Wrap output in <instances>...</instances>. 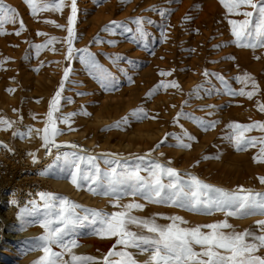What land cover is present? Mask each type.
<instances>
[{
  "label": "rangeland",
  "instance_id": "obj_1",
  "mask_svg": "<svg viewBox=\"0 0 264 264\" xmlns=\"http://www.w3.org/2000/svg\"><path fill=\"white\" fill-rule=\"evenodd\" d=\"M111 1L77 0L75 32L78 41L73 42V47L87 49L95 57L98 67L93 69L81 62L79 52H76L75 59H67L65 29L70 13L67 3L70 5V0H66L62 12H56L61 13L59 21L52 18L54 12L51 9L38 11L33 17L23 0H3L6 6L16 9V23L0 26L4 32L9 33L0 36V62H3L0 63V118L14 122L8 131L0 130V142L12 149L11 152L0 149V264H38L44 256L39 242V237L44 234L40 224L48 210L38 194L25 205L21 204L20 198L17 197L23 193L27 194L33 187L38 186V193H52L79 205L76 212L81 216L84 215V209L109 214L122 210L113 208L109 198L91 194L87 185L78 190L68 179L57 178L61 175L60 169L64 167L62 160L57 161L55 157L42 168L39 167L47 158L44 156L45 148L42 147L41 139L47 126V113L66 67L71 69L70 78L65 82L60 111L55 112L53 116L54 126L62 133L54 138L55 143L65 149L72 141H77L88 145L90 150L88 153H64L75 152L81 156H94L102 169L106 168L103 163L105 159L115 158L135 163L136 157L151 153L149 158L176 169L185 179L188 175H195L204 183L226 191L243 187L264 192V184L257 179L264 176L256 177L259 185L255 182L247 184L240 180L238 175L239 172L246 173L248 167L264 166V163L253 160V157L261 158V145L236 150L234 144L226 139L232 131L228 127L230 123H264V112L259 110V106L264 105V48L253 51L250 48L235 47V38L231 35V26L228 23L229 20H243L244 17L226 14L219 0H130L126 4L121 3V0H114V8L110 7L113 9L110 20L103 23L85 42L86 32L92 26L86 22L85 17L88 14L94 15L97 9L107 6ZM51 2L52 0H36L37 7ZM85 7H91L92 10L87 12ZM128 8L130 10L127 11ZM244 10L251 11L242 9ZM161 11L166 15L161 16ZM125 13L128 14L124 16ZM138 18L151 21L150 24L143 25L147 34L143 41L139 40L135 31V21ZM21 20L24 30L17 36L14 33L19 30ZM113 20L126 24L131 31L125 33L116 29V34L102 31ZM28 22H36L38 29L29 26ZM55 24L64 25L63 30L56 28ZM96 36H99L101 43L95 42ZM187 36L190 40L185 39ZM52 37H55L56 41L48 47L40 50L34 47L45 44ZM244 52H249L251 63L261 62L262 68L258 75L248 71L244 62H241L242 57L236 56V53ZM117 57L123 59H116ZM222 65H226V68ZM160 72L172 74L160 76ZM205 72L216 75L206 77L203 75ZM104 73L113 79L114 86L106 84ZM244 74L252 77L258 88L252 100L226 94L228 89L236 92L241 88L245 91L252 90L251 81L247 87L236 81L235 77ZM219 76L227 82L226 86L217 78ZM172 81H175L178 87L160 88L151 97L148 96L156 85L169 84ZM9 89L13 91H7ZM162 96L167 97V104L162 100L156 102ZM69 99L71 103L68 102ZM104 103L109 105L106 110L107 117L95 120V113ZM138 109L147 113V117L155 118L138 119L131 115ZM81 111L87 115L73 116L69 122L70 127L60 123L64 116ZM178 113L183 115L176 119ZM115 114L117 116H114ZM125 119L127 122L121 123L120 128L114 127ZM213 121L216 122L214 128L202 130L200 127V122L208 124ZM28 128L33 130L30 136L22 139L13 137V131L23 132ZM185 133L194 137L192 141L184 139L191 147L177 148L175 145L178 141L174 138L183 139ZM245 136L259 138L264 136V132L253 129L246 132ZM165 137L166 142L160 144ZM157 144H160L158 149ZM50 147L51 151L57 148ZM28 153H34L38 162L33 163ZM168 161H171L170 165ZM64 175L66 176L67 172ZM141 175L147 173L142 172ZM19 178L25 181L15 183L14 180ZM12 191L17 196H9L8 203L4 204L2 197ZM130 202L144 205L143 211L133 210V215L138 218L155 216L156 223L161 226L172 223L161 218L169 216H179L184 221L179 224L182 228L203 226L227 219L232 227L224 229L225 232L239 233L248 229L260 234L256 222L264 220V216L259 214L244 219L226 218L222 213L196 214L184 209L147 203L133 197L123 198L120 204ZM8 207L12 209H9L11 213L7 220L3 213ZM54 209H58V202ZM97 227L99 224H93L90 218L83 222V226L73 230L68 237L76 240L78 244V247L73 249V254L103 261L104 256L115 244V238L100 239L92 235ZM129 227L131 231L152 235L139 227ZM201 231L207 233L210 230L202 227ZM52 250L61 251L56 246H52ZM116 250L123 249L117 247ZM196 250L200 249L197 247ZM127 251L134 255L138 264H145L150 257V252L141 254L134 248ZM258 254L264 255V250ZM68 259L69 256L65 253L63 260Z\"/></svg>",
  "mask_w": 264,
  "mask_h": 264
},
{
  "label": "snow or ice",
  "instance_id": "obj_2",
  "mask_svg": "<svg viewBox=\"0 0 264 264\" xmlns=\"http://www.w3.org/2000/svg\"><path fill=\"white\" fill-rule=\"evenodd\" d=\"M130 0H121V3H128ZM23 3L30 9V14L35 17L38 11H47L51 9L54 12H62L66 6V0H52L51 3L37 7L36 0H23ZM222 7L225 8L229 15L243 16V20H229L231 26V35L235 38L236 46L250 48L255 51L257 48H264V0H219ZM70 14L67 17V59L71 61L76 58V52L81 55L79 59L82 63L90 68H97L95 57L87 49H74L73 42L77 40L75 25L77 22L78 4L77 0H70ZM242 9H251V11ZM161 16L166 13L161 11ZM16 9L8 7L0 0V26L5 23H16ZM187 19V17H185ZM45 23H54L44 21ZM135 29L140 41L146 38L144 24H150L151 21H145L138 18L135 21ZM58 29L64 28L63 25L55 24ZM120 29L123 32H130L131 29L124 23L115 21L106 25L102 31L115 34V30ZM24 30L23 21H20L19 30L14 34L19 36ZM0 28V36L7 35ZM42 35V33H37ZM164 35L162 31V36ZM56 41L55 37L46 41L45 44L35 45L37 50L48 47ZM97 44L101 43L100 39L95 38ZM259 59V57H255ZM116 59H123L117 57ZM3 63V62H0ZM102 71V70H101ZM71 69L66 67L63 71V77L60 81L59 89L53 96L49 111L48 120L44 129L42 147L50 152L51 147H61L55 143V137L62 133L54 124L53 116L55 112L60 111L62 92L64 91L65 82L70 78ZM171 72H160V76H170ZM203 75L215 76L214 73L205 72ZM225 86L227 82L222 76L217 77ZM236 81L247 87L248 82L252 83V90L245 91L241 88L239 92L228 89L226 94L235 97H246L252 100L257 94L258 88L252 77L244 76L235 77ZM106 84L114 86V81L104 73ZM178 87L175 81L169 84H158L150 90L148 96L158 92L160 88ZM13 91L11 89L7 90ZM197 91H199V86ZM211 91V90H209ZM71 103V100H68ZM259 110L264 112V105L259 106ZM75 115H87L86 112L70 113L60 119V123L69 125L70 120ZM131 115L138 119L152 118L147 117L142 109H138ZM178 113L176 119L182 116ZM125 119L118 122L114 127L120 128L121 123H126ZM12 121L0 118V130L8 131L13 127ZM216 122L205 124L200 122L202 130H208L215 127ZM228 127L232 130L231 134L226 137L233 144L236 150H246L248 147H255L260 144L261 158L253 157L254 162L264 163V136L259 138L246 137L245 133L253 129L264 132V123L254 122L252 124L230 123ZM110 130V129H109ZM32 129L26 131H13V137L24 138L30 136ZM51 133V134H49ZM178 143L175 145L180 149H189L190 143H185L184 139L192 141L194 137L185 133L184 138L175 137ZM167 137L160 141L165 143ZM156 145V149L160 147ZM75 148V145H70ZM0 149H9L7 145L0 142ZM32 157L33 163L38 160L34 153H28ZM151 153L144 156L136 157V162L122 161L121 159L103 160L106 168L102 169L94 156H81L73 153H64L62 156L57 155V161H63L64 167L60 169L61 175L57 178L68 179L69 182L78 190L87 185V190L93 195L107 197L112 201L113 208H121L120 211L107 213L99 210L84 209V215L81 216L76 212L80 206L76 205L65 198H60L52 193L40 192L38 196L44 202L48 210L45 219L40 224L44 234L39 237L40 246L44 256L40 258L38 264H138L134 255L127 251L129 248L138 249L141 254L150 252V257L145 264H264V255H259L264 250V220H258L257 228L260 234L251 230L243 232H225L232 226L225 219L222 222L210 223L203 226L192 228H182L179 224L184 223L179 216L161 217L168 219L172 223L167 226H161L156 223V217L138 218L132 214L133 210L143 211L144 205L138 202H130L124 205L120 201L126 197L139 198L147 203L175 207L184 209L196 214L212 215L222 213L226 218L233 217L244 219L251 215L259 214L264 216V192H257L252 189L239 187L234 191H226L221 188L211 186L201 181L195 175H188L185 179L176 169L166 166L155 159L149 158ZM209 157H205L207 159ZM218 158V157H214ZM171 164V161H168ZM52 167V166H50ZM67 172L65 176L64 173ZM147 175H141V173ZM261 184H264V177L258 178ZM58 202V209L54 205ZM91 218L93 224H99L92 235L100 239L115 238V244L104 256L103 261H96L92 257L77 256L73 254V249L78 247L77 241L69 239L76 227L83 226L84 221ZM179 222V223H178ZM129 226H136L146 230L152 235L130 230ZM207 228L210 231L205 233L201 228ZM52 246L61 249L59 252L52 250ZM121 247L123 250H116ZM197 247L200 249L197 251ZM67 253L69 259L63 260V255ZM116 257L118 259H110Z\"/></svg>",
  "mask_w": 264,
  "mask_h": 264
},
{
  "label": "bare ground",
  "instance_id": "obj_3",
  "mask_svg": "<svg viewBox=\"0 0 264 264\" xmlns=\"http://www.w3.org/2000/svg\"><path fill=\"white\" fill-rule=\"evenodd\" d=\"M114 0H112L107 6H105V7H103V8H99V9H97V11H96V13L94 14V15H92V16H86L85 17V19H86V22L88 23V24H90V25H92L91 26V28L86 32V38H85V42L86 41H88V38L89 37H91L92 36V34H94L97 30H98V28H100V26L103 24V23H106V22H108V20H110V18L112 17L111 15L113 14V9H111V8H114ZM204 3V2H203ZM92 4V3H91ZM67 5H68V3H67ZM154 5H155V3H154ZM88 6V5H87ZM179 6V5H178ZM111 7V8H110ZM218 7V6H217ZM130 8H131V6H130ZM85 10L87 11V12H89V11H91L92 9H91V7H85ZM128 10H130L129 8L127 9V11ZM126 11V12H127ZM215 11H217V9L215 10ZM54 12V11H53ZM202 12V11H201ZM218 12V11H217ZM106 13L108 14V15H106ZM60 14L61 13H56V12H54L53 13V15H52V18L54 19V20H57V21H59L60 20ZM70 14V13H69ZM128 13H125L124 14V16L125 15H127ZM149 14V13H148ZM227 14V13H226ZM217 15V14H216ZM219 15H220V13H219ZM224 15V14H223ZM149 16V15H148ZM144 17H145V15H144ZM66 18V17H65ZM65 18H64V20H65ZM170 18V17H169ZM218 18V17H217ZM216 18V19H217ZM228 18V17H227ZM226 18V19H227ZM149 19V18H148ZM215 19V20H216ZM114 21V20H113ZM228 21V20H227ZM55 22V21H54ZM118 22H119V20H118ZM117 22V23H118ZM157 22V21H156ZM186 22V21H185ZM208 22V21H207ZM29 23V22H28ZM195 23V22H194ZM196 24V23H195ZM107 25H109V24H107ZM223 25V24H222ZM221 25V26H222ZM29 26H32L33 28H35V30L36 29H38V26H36V22H31V23H29ZM64 26V25H63ZM176 26V25H175ZM229 26V25H228ZM37 27V28H36ZM81 27H83V25H81ZM223 27V26H222ZM45 28H47L46 26H45ZM177 28V27H176ZM230 28V27H229ZM48 29V28H47ZM226 29V28H225ZM66 30V29H65ZM162 30V29H161ZM228 30V29H227ZM231 30V29H230ZM220 31H222L221 29H220ZM223 32H224V30H223ZM222 32V33H223ZM66 34V33H65ZM116 34V33H115ZM154 34V33H153ZM171 34H172V32H171ZM173 34H175V33H173ZM209 34H210V32H209ZM221 34V33H220ZM225 34H227L228 35V33H225ZM121 35V34H120ZM66 36H67V34H66ZM97 37V36H96ZM99 37V36H98ZM115 37V36H114ZM177 37V39H178V36H176ZM191 37V36H190ZM65 38V37H64ZM113 38V37H112ZM189 38V36H187L185 39H188ZM66 39V38H65ZM119 39V38H118ZM192 39H194V38H192ZM181 41H182V39H180ZM188 40H190V39H188ZM197 40H199L198 38H197ZM204 40V39H203ZM234 40V39H233ZM78 41V40H77ZM119 41V40H118ZM184 41H186V40H184ZM65 42V41H64ZM196 42V41H195ZM199 42V41H198ZM83 43H84V40H83ZM16 44V43H15ZM66 44V43H65ZM87 44H89V43H87ZM170 44V43H169ZM172 44V43H171ZM170 44V45H171ZM186 44V43H185ZM196 44H198V43H196ZM187 45V44H186ZM190 45V44H189ZM193 45V44H192ZM188 46V45H187ZM196 46V45H195ZM50 47V46H49ZM191 47V46H190ZM198 47H199V45H198ZM235 47H236V45H235ZM195 48V47H194ZM195 49H197V47L195 48ZM52 50V49H51ZM126 50V49H125ZM196 51V50H195ZM180 53V52H179ZM249 53V52H248ZM248 53L246 52H244V53H236L237 55L236 56H240V57H242V59H241V62H244V65L248 68V71H250V72H252V73H254V74H256V75H258V72L260 71V69L262 68V64H261V62H258V63H251V56H250V54L248 55ZM166 54V53H165ZM130 55V54H129ZM46 56V55H45ZM124 56H125V54H124ZM181 56V55H180ZM179 56V57H180ZM194 56H196V55H194ZM130 58H131V55H130ZM134 58V57H133ZM238 58V57H237ZM75 59V58H74ZM140 59V58H139ZM239 59V58H238ZM237 59V60H238ZM78 60V59H77ZM184 60H186V59H184ZM183 60V61H184ZM235 60H236V58H235ZM189 61V60H188ZM192 61V60H191ZM238 62V61H237ZM240 62V61H239ZM190 63V62H189ZM185 65H186V63H184ZM233 64H234V62H233ZM242 64V63H241ZM228 65H230L231 66V64H229L228 63ZM248 65V66H247ZM220 66V65H219ZM222 67H224V68H226V65H222ZM121 68V67H120ZM246 68V69H247ZM225 70V69H224ZM234 73V72H233ZM236 73V72H235ZM177 75H178V73H177ZM235 75V74H234ZM97 77V76H96ZM232 79H234V77H232ZM190 80V79H189ZM141 81V80H140ZM191 83V82H190ZM141 89V88H140ZM95 90V89H94ZM82 92H83V90H82ZM106 92V91H105ZM177 98V97H176ZM101 99V98H100ZM160 99V98H159ZM104 100V99H103ZM115 100V99H114ZM162 100V102L164 103V104H167V102H168V100H167V97L166 96H162L161 97V99L160 100H157L156 102L158 103V101H161ZM240 100V99H239ZM172 102V101H171ZM108 104H106V103H104L100 108H99V110H98V112H96L95 113V120H99V119H101V118H104V117H107L106 116V114H107V112L108 111H106V110H108ZM167 106V105H166ZM241 106V105H240ZM154 107H155V105H154ZM170 112H172V111H170ZM114 113V112H113ZM114 116H117V114H115ZM168 116V115H167ZM132 120V119H131ZM71 144H75V145H79L81 148H83V149H86L87 150V153L89 152V150H90V147L88 146V145H85V144H83V143H81V142H77V141H72L71 143H70V145ZM68 148H70V146L69 147H65V149H68ZM83 153V152H82ZM238 175H239V179L241 180H244L247 184L248 183H250V182H255V183H257V184H259L257 181H256V177H259V176H264V166H262V167H248V168H246V173H238ZM258 179V178H257ZM15 181V183H22L23 181H25V180H22V179H15L14 180ZM259 181V180H258ZM260 185V184H259ZM3 198V203L4 204H6V203H8V199H9V196H4V197H2ZM9 209H12L11 207H8L7 208V211L6 212H4L3 213V215H5V216H7L6 217V219L8 220V218L10 217V213H11V210H9ZM6 219H5V221H6Z\"/></svg>",
  "mask_w": 264,
  "mask_h": 264
},
{
  "label": "built area",
  "instance_id": "obj_4",
  "mask_svg": "<svg viewBox=\"0 0 264 264\" xmlns=\"http://www.w3.org/2000/svg\"><path fill=\"white\" fill-rule=\"evenodd\" d=\"M71 145H75V144H71ZM76 147L73 148V147H70L68 149H63L62 147L61 148H54L51 152H48V151H44V156L46 155L47 158L45 159V162H43V164H41L39 167L42 168L43 166H45V164H47L48 162H50L51 160H53L55 157H57V155H62L65 151H75V152H83V153H87V150L86 149H83L81 148L79 145H75ZM14 191L12 192H9L7 195L5 196H12V198L14 196H17L16 194L13 193ZM39 192V188L38 186L37 187H33L29 192H27V194H24L21 195V196H17L18 198H20V202L21 204L25 205L27 202H29V200L33 197H36L37 194Z\"/></svg>",
  "mask_w": 264,
  "mask_h": 264
}]
</instances>
